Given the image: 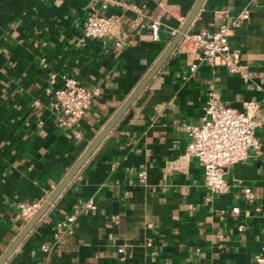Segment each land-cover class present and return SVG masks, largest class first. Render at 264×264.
Wrapping results in <instances>:
<instances>
[{
  "label": "crops",
  "instance_id": "crops-1",
  "mask_svg": "<svg viewBox=\"0 0 264 264\" xmlns=\"http://www.w3.org/2000/svg\"><path fill=\"white\" fill-rule=\"evenodd\" d=\"M119 1L102 11L117 18L115 33L85 38L84 21L99 8L94 0H0V254L25 225L17 202L49 196L156 63L196 0ZM214 10L226 14L218 19ZM243 10L248 17L228 42L248 79L199 62L181 39L3 264H147L151 257L152 264H259L264 123L255 131L260 149L226 167L228 189L209 201L203 166L184 156L185 124L200 123L209 91L238 109L256 101L255 115L264 117V0H204L187 31L231 24ZM62 76L98 90L70 127L51 105ZM244 186L255 203L244 199ZM89 199L93 210L82 206ZM69 216L73 221L59 227Z\"/></svg>",
  "mask_w": 264,
  "mask_h": 264
},
{
  "label": "built area",
  "instance_id": "built-area-1",
  "mask_svg": "<svg viewBox=\"0 0 264 264\" xmlns=\"http://www.w3.org/2000/svg\"><path fill=\"white\" fill-rule=\"evenodd\" d=\"M99 8H92L88 13L83 25L85 38H105L115 33L117 18L106 15L102 11L109 6L120 3L119 0H94ZM225 11L214 10L215 18L221 19ZM248 11L243 10L231 24L220 22L215 29H200L198 31H186L182 37L188 45L196 49L197 59L211 67L223 66L228 72L239 74L246 81L247 74L241 69L240 54L229 45L228 38L234 28L241 25L240 19L248 17ZM138 21H134L136 25ZM151 35L154 40L159 39V22L153 20L150 23ZM177 31V30H176ZM172 31V34H176ZM124 42L117 40L115 45L122 48ZM196 63L190 65L191 70L197 68ZM62 85L53 88L51 105L58 112L59 121L62 125L70 127L77 124L90 108L94 97L98 94L97 89H91L80 84L71 76H62ZM56 74L50 75V83L54 84ZM264 103V98H263ZM258 102H244V108L227 105L221 102L213 91H209L203 106L201 121L198 124H185L189 136L184 156L195 157L204 168L205 187L209 195L205 198L210 200L211 194L223 193L228 189V183L224 178V172L228 165L245 160L251 148L259 150L261 143L255 137V131L264 123L263 116L255 115ZM138 178L143 180L144 172H138ZM243 197L249 203H255V193L251 187L244 186ZM43 201H19L16 206L22 220L26 223L39 209ZM86 210L95 209V203L89 199L82 205ZM254 210L260 212L261 207L254 204ZM231 212L237 214L238 206L231 207ZM69 216L66 221L58 223L59 227L66 226L73 221ZM244 224L239 223L238 230L244 229ZM146 245L151 246L152 240L148 238ZM260 250L255 254V260L264 264V238L260 244ZM121 250V248H119ZM153 257L147 264H152Z\"/></svg>",
  "mask_w": 264,
  "mask_h": 264
},
{
  "label": "water",
  "instance_id": "water-1",
  "mask_svg": "<svg viewBox=\"0 0 264 264\" xmlns=\"http://www.w3.org/2000/svg\"><path fill=\"white\" fill-rule=\"evenodd\" d=\"M204 0H196L192 6L191 11L186 16L182 25L179 27L176 34L173 36L159 59L153 65V67L149 70L147 75L141 80V82L137 85V87L130 93V95L126 98V100L122 103V105L118 108L115 114L110 118V120L105 124V126L100 130V132L96 135V137L92 140V142L88 145V147L82 152L77 161L73 164L70 170L66 173L63 179L57 184V186L52 190L49 196L41 203L37 212L25 223L22 229L17 233L11 242L7 245V247L0 254V264L7 259V257L11 254V252L15 249V247L21 242L24 236L32 229V227L36 224V222L40 219V217L45 213V211L49 208L51 203L55 200V198L61 193L64 187L68 184L74 174L78 171V169L83 165V163L87 160V158L91 155V153L97 148L99 143L103 140V138L108 134V132L112 129V127L118 122L130 104L135 100V98L141 93L143 88L148 84V82L152 79L155 73L160 69L163 65L169 54L173 51L179 41L182 39L185 32L188 30L189 25L195 19L198 10L203 4Z\"/></svg>",
  "mask_w": 264,
  "mask_h": 264
}]
</instances>
